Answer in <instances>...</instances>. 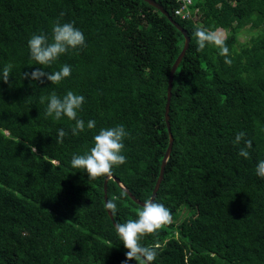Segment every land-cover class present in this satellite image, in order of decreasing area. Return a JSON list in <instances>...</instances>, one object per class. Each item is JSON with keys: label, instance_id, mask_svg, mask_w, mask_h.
I'll list each match as a JSON object with an SVG mask.
<instances>
[{"label": "trees", "instance_id": "16d2710c", "mask_svg": "<svg viewBox=\"0 0 264 264\" xmlns=\"http://www.w3.org/2000/svg\"><path fill=\"white\" fill-rule=\"evenodd\" d=\"M153 1L191 43L174 76V144L155 200L171 219L140 244L157 251L152 264H264V179L255 173L264 159V0H196L198 20L177 17V0ZM58 19L81 29L86 47L43 69L30 61L28 40L50 37ZM198 28L226 32L231 66L214 45L197 50ZM184 45L144 0H0V69L14 65L10 82H0V264H137L105 207V180L151 200L170 145V73ZM64 64L72 73L60 86L24 79ZM52 90L85 96L80 116L96 128L73 136L72 122L45 118L40 97ZM121 124L130 134L125 164L95 179L71 168L100 129ZM58 128L68 132L63 143ZM239 132L252 141L248 159L233 144ZM107 187L117 225L137 218L143 207L115 180ZM185 206L191 217L179 222Z\"/></svg>", "mask_w": 264, "mask_h": 264}, {"label": "clouds", "instance_id": "9594fccd", "mask_svg": "<svg viewBox=\"0 0 264 264\" xmlns=\"http://www.w3.org/2000/svg\"><path fill=\"white\" fill-rule=\"evenodd\" d=\"M194 37L198 45L197 50L201 51L206 46L214 45L219 49V55L224 57L225 65L231 66L232 59L229 58V48L224 40L216 32L196 29ZM86 47V37L81 29L75 26L73 22H61L59 19L52 26L51 36L47 33H33L28 40V52L30 61L43 69L51 67L61 56ZM14 65L9 63L0 69V82L8 84L11 80V73ZM72 69L70 65L64 64L56 71L35 70L24 74V79L32 82H43L46 78L52 86H60L66 79L71 77ZM11 86V85H10ZM49 87V88H51ZM86 102L85 96L77 94L72 90L66 91L63 95H58L52 90L47 95H41L40 103L44 105V116L53 121H62L67 119L72 122L71 134L77 136L86 130L96 128L95 120L85 122L80 113ZM68 132L64 128L57 129L56 143H63ZM130 134L126 131L124 125H117L111 128H102L98 134L93 137L94 144L82 154L72 155L70 166L72 169L82 170L78 172L86 173L90 179L102 177L111 173V171L120 165L126 163L127 157L123 154L125 149V139ZM233 144L240 146L239 156L244 159L250 157V150L253 147L252 141L246 139L244 132L236 134ZM32 152L36 148L32 147ZM256 175L264 179V159H259L255 168ZM105 207L114 210L117 205L113 201H108ZM171 219L170 210L162 203L146 201L143 208L138 212L135 219H129L116 226L118 238L122 245L127 249V261H136L137 264H152L157 258V251L142 246L140 239L150 233L156 232L163 224Z\"/></svg>", "mask_w": 264, "mask_h": 264}, {"label": "water", "instance_id": "95a60500", "mask_svg": "<svg viewBox=\"0 0 264 264\" xmlns=\"http://www.w3.org/2000/svg\"><path fill=\"white\" fill-rule=\"evenodd\" d=\"M145 2L149 3L151 6L155 7L156 9H158L159 11H161V13L163 15H165L173 25H175L179 31H181V33L184 35L185 37V45H184V48L181 52V54L179 55V57L177 58L176 62L174 63L172 69H171V73H170V79H169V87H168V97H167V104H166V122H167V125H168V128H169V131H170V145H169V148L166 152V155L163 159V163H162V168H161V174H160V177L157 181V184L155 186V189L153 191V195H152V198H151V201H154L156 200L157 198V195H158V192L160 190V187L162 185V182L164 180V176H165V171H166V167H167V163H168V160L171 156V153H172V150H173V144H174V137H173V134L171 132V123H170V109H171V101H172V96H173V93H172V90H173V83H174V76L181 64V62L183 61L184 57L186 56L189 48H190V43H191V37L188 35V32L187 30H185L160 4L156 3L155 1L153 0H144ZM110 179H113L115 180L122 188L123 190L128 193V195L132 198L133 201H135L137 204H139L140 206H144V202H141L140 200H138L123 184L122 182L118 179V178H115L114 176L112 175H109L106 180H105V203L108 202V195H107V192H108V187H107V184L109 182ZM108 210V213H109V216L111 218V220L113 221L114 223V226L116 227L117 226V223L115 222V218H114V215L113 213L111 212V210L107 209Z\"/></svg>", "mask_w": 264, "mask_h": 264}, {"label": "built area", "instance_id": "2783aa9c", "mask_svg": "<svg viewBox=\"0 0 264 264\" xmlns=\"http://www.w3.org/2000/svg\"><path fill=\"white\" fill-rule=\"evenodd\" d=\"M196 0H177L178 8L175 11V15L182 20H195L197 17L193 11V6Z\"/></svg>", "mask_w": 264, "mask_h": 264}, {"label": "rangeland", "instance_id": "374dc122", "mask_svg": "<svg viewBox=\"0 0 264 264\" xmlns=\"http://www.w3.org/2000/svg\"><path fill=\"white\" fill-rule=\"evenodd\" d=\"M199 17H196L195 20H198ZM217 35L221 37L223 40L226 38V32L225 31H216ZM242 41L246 40V36L241 37ZM183 211L177 214L176 219L180 217L179 222L182 221L185 218L191 217L189 214H192L191 210L188 207H183Z\"/></svg>", "mask_w": 264, "mask_h": 264}, {"label": "crops", "instance_id": "0c3cea01", "mask_svg": "<svg viewBox=\"0 0 264 264\" xmlns=\"http://www.w3.org/2000/svg\"><path fill=\"white\" fill-rule=\"evenodd\" d=\"M219 30H220V31H224L223 29H218L217 32H218Z\"/></svg>", "mask_w": 264, "mask_h": 264}]
</instances>
